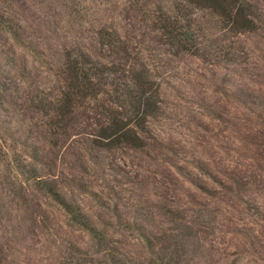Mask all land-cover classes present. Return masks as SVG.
<instances>
[{
  "label": "rangeland",
  "instance_id": "1",
  "mask_svg": "<svg viewBox=\"0 0 264 264\" xmlns=\"http://www.w3.org/2000/svg\"><path fill=\"white\" fill-rule=\"evenodd\" d=\"M241 1L248 26L198 0H0V264H264V0ZM71 52L109 79L60 120ZM110 114L143 146L94 145Z\"/></svg>",
  "mask_w": 264,
  "mask_h": 264
},
{
  "label": "trees",
  "instance_id": "2",
  "mask_svg": "<svg viewBox=\"0 0 264 264\" xmlns=\"http://www.w3.org/2000/svg\"><path fill=\"white\" fill-rule=\"evenodd\" d=\"M207 2V6L225 14L229 19H232L234 23L242 21L241 26H248L250 20L246 17V14L250 15L247 6L241 0H198ZM67 58V69L71 73V84L70 86L61 93L55 103V111L57 116H60V120L63 116H66L71 112V108L75 107L76 103L80 102L83 97L89 96L90 94L95 96L100 91L101 83H105L109 79V72L106 68L101 67L99 64L87 61L81 64V58L83 55H73L69 53ZM97 81V84H94ZM98 85V86H97ZM43 107H49V105L42 100L40 103ZM149 103H146L145 117L147 111L152 110L149 108ZM154 106V105H153ZM136 122L134 120H123L119 119L114 114H110L106 117L104 125L99 129L97 139L94 141V145L104 149H114L122 143L130 144L134 148H140L143 146V141L137 132L130 129L128 126L132 122L134 125L143 126L144 122Z\"/></svg>",
  "mask_w": 264,
  "mask_h": 264
}]
</instances>
